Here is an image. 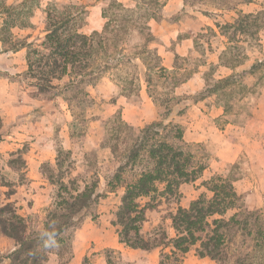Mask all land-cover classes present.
Segmentation results:
<instances>
[{"label": "rangeland", "instance_id": "374dc122", "mask_svg": "<svg viewBox=\"0 0 264 264\" xmlns=\"http://www.w3.org/2000/svg\"><path fill=\"white\" fill-rule=\"evenodd\" d=\"M166 1L157 0L155 4L154 0H0L2 50L14 52L13 47L19 50L20 45L25 46L15 64L19 72L14 78L29 89L27 93L33 101L39 102L31 110L29 121L34 129L30 136L41 131L54 140V160L41 164L38 172L41 182L34 188L29 187V193L27 190L19 192L17 186L29 181L22 154L33 148L31 140L8 156L0 154V211L6 210L1 214L2 218H8L9 212L14 213L24 220L26 233H43L45 217L53 211L58 193L57 184L52 185L47 179L48 172L54 182L71 181L80 192L95 183L96 193L100 196L84 213L82 221L60 236L62 243L55 245L54 252L49 254L55 255L59 263L71 258L76 231L85 221L96 222L103 216L106 223L112 225L124 191L122 186L130 183L142 169L152 167L144 151L135 162L125 165L126 155L152 123H144L149 115L141 107L143 97L149 96L159 116L154 122L162 126L155 141L166 139L174 148L191 156L193 166L205 167L209 172L206 180L201 178L202 172L195 182L182 184L172 197L157 196L154 207L155 210L161 208L156 215H148L151 222L157 221V215L160 219L155 226L150 222L146 230L143 223L142 236L158 232L163 237H160L161 241L164 237L171 239L174 231L169 216L181 207L182 202V208H187L201 195L210 198L206 185L212 178L220 176L232 182L239 197L237 207L240 210L228 211L225 219L240 213V222L246 212L252 217L244 230L234 229L230 233V243L221 252L220 261L204 258L200 264H264V44L259 43L264 11L248 22L249 35L253 39L248 38L246 45L235 43L241 39L236 27L218 29L223 39L213 29L204 28L198 33L193 49L185 57L174 59L171 70L157 54L158 39L150 27L163 17L161 5ZM206 1L212 0H190L196 5ZM47 14L55 17L72 15L68 32L77 31L86 36L101 33L109 23L105 34L107 41L94 50L99 56L95 57L93 52L87 69H77L52 80L49 88L42 83L43 87L39 89L33 86L35 82L28 73L27 58L34 50L45 54L39 46L44 44ZM89 25H100V29L87 31ZM218 51H221L220 56L214 64L213 54L218 55ZM217 65L232 70L231 74L218 80ZM190 79L196 80L197 87L201 84L202 90L194 93L189 89L180 90ZM201 100L221 106L224 116L210 119L206 124H192L194 112L188 114L185 105ZM125 108L135 112L127 119L138 118L142 124H129L122 113ZM190 126L202 129L206 139L183 138ZM177 132L182 134L181 140L177 139ZM222 145L224 156H218ZM57 151L61 155L58 164ZM220 157L225 160L219 163ZM120 166L125 169L120 184L115 186L113 177ZM158 188L162 190L163 186L158 185ZM147 201L143 199L142 203ZM151 210H146L145 214ZM3 237L12 240L5 236L0 239ZM12 241L15 248V241ZM4 249L0 243V251ZM159 249L160 255L168 254V249ZM8 254L4 251L0 258L5 259ZM103 254L102 264H131L125 263L119 254L107 250ZM188 255L192 259L190 264H199L200 258L194 248ZM159 258L161 260V256ZM163 261L181 264L183 259L177 263H173L171 257ZM83 264H97V259L90 256Z\"/></svg>", "mask_w": 264, "mask_h": 264}, {"label": "trees", "instance_id": "16d2710c", "mask_svg": "<svg viewBox=\"0 0 264 264\" xmlns=\"http://www.w3.org/2000/svg\"><path fill=\"white\" fill-rule=\"evenodd\" d=\"M155 2L157 0H154ZM163 6L161 5L162 8ZM256 15L240 16L235 23L236 28H233L242 34H250L248 22L255 19ZM72 17V15L55 17L47 14L44 44L39 46L45 50V54L34 50L27 58L28 73L35 82L33 83L35 88H42V83L49 88L52 80L69 75L77 69L79 71L82 68L87 69L88 62L94 57V50L107 41L105 34L108 32L109 22L101 33L94 32L86 36L77 31L68 32L67 25ZM150 38L152 39V36ZM0 42L4 45L2 39ZM20 47L25 48L24 45ZM11 50L16 51L17 48L13 47ZM94 54L95 57L99 56L98 53ZM1 126L0 119V128ZM161 128L157 122L150 123L125 157V165L128 166L144 151L152 162V167L142 169L130 183L122 186L124 191L114 214L115 220L112 222L116 227L119 242L133 250L149 251L161 247L168 249V254L161 253L159 264H166L163 259L168 261L169 257L173 258V263H177L192 248L199 258L220 261L221 252L230 243V233L234 229L244 230L249 226L248 220L252 217L251 213L245 211L246 215H243L240 222L238 219L240 213L225 219L228 211L240 210V207H237L239 197L232 182L220 176L212 178L206 185L207 191L211 193L210 198L201 195L187 208L178 207L175 213L169 216L174 231L171 239L164 237L161 241L163 237L158 232L146 237L141 234L142 224L146 220L145 211L155 209L154 201L157 196H174L182 184L195 182L205 169L193 166L191 156L174 148L166 139L155 141V136L159 135ZM176 137L181 140L182 134L177 132ZM60 157V151H57V164ZM124 169V166H120L116 170L113 177L115 186L120 184ZM46 176L52 185L57 184L58 193L53 211L45 217L43 233H26L27 228L21 217L9 212V217L4 219L1 214L6 210L0 211V237L5 236L15 241L14 250L5 257L9 264H46L48 255L54 252L55 245L62 243L60 236L69 228L76 227L82 221L84 213L100 198L96 193L95 183L90 189L85 188L80 192L71 181L54 182L49 172ZM158 185L163 186L162 190H159ZM143 199L148 201L143 204ZM180 263L182 264V261Z\"/></svg>", "mask_w": 264, "mask_h": 264}, {"label": "crops", "instance_id": "0c3cea01", "mask_svg": "<svg viewBox=\"0 0 264 264\" xmlns=\"http://www.w3.org/2000/svg\"><path fill=\"white\" fill-rule=\"evenodd\" d=\"M262 11H264V0H212L199 5L192 4L190 0H167L162 8L163 17L158 22L150 24L153 34L158 39V44L156 45L157 54L159 58L165 61L164 65L173 70L174 59L185 57L189 53V50L193 49L194 41L198 33H202L204 28L213 29L218 36L223 39L224 36L220 35L218 29L224 26L232 28L235 26L240 16H253ZM261 21L260 29L263 30H261L259 34V43L264 44V18ZM99 29L100 25L87 26V31H98ZM238 33L241 39L235 42L237 44L246 45L249 41L248 38L250 40L253 39L249 34ZM2 46L0 42V119L2 124L0 128V133H2L0 137V154L8 156L15 148L31 140V146L33 148L26 154H22L25 160V171L28 173L27 176L29 177V181L17 186L19 192L27 190V193H29L31 191L29 187L34 188L41 182L38 173L41 164L44 161L54 160V150L52 149L54 140L47 134L40 133L41 131L34 132L33 134L35 136L33 137L30 136V134H32L31 129H34V126L30 125L29 121L31 110L33 106L39 102L33 101L27 93L29 89L21 86L19 80L14 78V75L19 72V68L16 67L15 64H17L16 62L20 59V56H22L23 49L25 48H21L14 52H3ZM218 52V55L213 54L212 60H214V64H217L218 57L220 56L219 54L221 51ZM247 56L245 59H247ZM22 60H24V58ZM215 71L218 80L232 72V70L222 65H217V70ZM195 81L194 79L188 80L182 84L180 90L189 89V91L193 93L202 90L203 87H200L201 84L198 87L195 86ZM185 106L188 114H191V111L194 112L191 114L194 118V120L191 121L192 124H206L210 119H220L224 116V111L221 106L209 104L206 100L191 101ZM141 107H144L149 115L144 123L157 121L159 118L157 109L151 102L149 96L143 97V104ZM122 113L129 124L133 126L142 124L141 119H127L129 114L135 113L131 108H125ZM195 119H197V121H195ZM140 121L141 123H139ZM202 132L203 130L199 127L190 126L185 130L183 138L201 141L207 137L203 136ZM223 145L222 148L224 147ZM223 150L224 148L218 156H224L225 151ZM223 160L225 159L220 157L219 163ZM208 172L209 169L203 170L201 177L203 180H206ZM180 204L181 207H184L183 202ZM36 205L38 206V203H36L35 206ZM160 208L159 206L157 210L153 209L145 214L146 220L143 224V229L145 228L146 230L150 227L151 221L148 214L154 216L153 214L156 215ZM157 216L158 219H160V216ZM158 219L157 221L154 219L151 223L155 226L159 221ZM0 243L5 246L4 251L7 253H10L14 249L12 240L3 237L0 239ZM105 250L109 253L113 252V254H119L125 263L159 264L160 262L159 248L149 251L128 248L119 242L114 227L106 223V219L103 216H99L96 222L85 221L81 225V228L76 231L72 255L67 262L59 263L55 255H49L46 264H83V260L85 258L89 259L90 256L97 259V264H102L101 259L104 257L103 251ZM4 251L2 250L0 253L3 254ZM188 256L187 253L183 258L182 264L191 263L192 259H189ZM6 260L7 259H1L0 264H7ZM199 260L200 264L201 261H204V258H200Z\"/></svg>", "mask_w": 264, "mask_h": 264}]
</instances>
